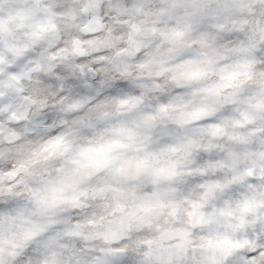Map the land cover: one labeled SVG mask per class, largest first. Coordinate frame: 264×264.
Segmentation results:
<instances>
[{"label": "clouds", "instance_id": "9594fccd", "mask_svg": "<svg viewBox=\"0 0 264 264\" xmlns=\"http://www.w3.org/2000/svg\"><path fill=\"white\" fill-rule=\"evenodd\" d=\"M0 264H264V0H0Z\"/></svg>", "mask_w": 264, "mask_h": 264}]
</instances>
